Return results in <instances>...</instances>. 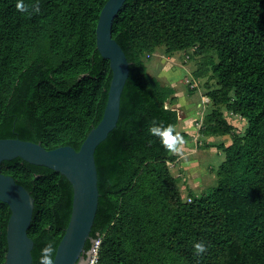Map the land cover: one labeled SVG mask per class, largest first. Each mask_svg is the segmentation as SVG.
I'll return each mask as SVG.
<instances>
[{
	"label": "trees",
	"instance_id": "16d2710c",
	"mask_svg": "<svg viewBox=\"0 0 264 264\" xmlns=\"http://www.w3.org/2000/svg\"><path fill=\"white\" fill-rule=\"evenodd\" d=\"M106 1L19 0L29 15L18 0H0V139L79 149L102 117L111 79L95 43ZM111 36L130 64L116 126L94 152L99 197L90 235L102 236L99 264H264V0H126ZM161 46L191 50L187 58L200 59L193 78L216 85L204 93L209 112L194 117L198 145L229 139L209 144L224 153L216 186L189 200L170 170L178 156L149 131L171 125L183 141L191 136L176 130L175 88L147 72L144 57ZM225 110L246 121L242 133ZM1 172L34 200L27 234L39 264L41 249L56 250L67 226L72 187L20 158L3 161ZM9 215L0 201V264ZM197 243L206 247L200 255Z\"/></svg>",
	"mask_w": 264,
	"mask_h": 264
},
{
	"label": "water",
	"instance_id": "95a60500",
	"mask_svg": "<svg viewBox=\"0 0 264 264\" xmlns=\"http://www.w3.org/2000/svg\"><path fill=\"white\" fill-rule=\"evenodd\" d=\"M126 0H107L95 27V43L101 57L109 62L111 79L107 100L98 124L92 127L78 150L71 146L45 149L40 143L16 138L0 139V201L8 205L4 264H32L33 241L28 236L34 208L29 192L1 172V163L15 158L43 166L64 176L72 187L69 221L56 247L54 264H85V244L90 235L98 206L96 147L114 129L119 117L120 96L129 74L124 51L111 36L114 18Z\"/></svg>",
	"mask_w": 264,
	"mask_h": 264
},
{
	"label": "rangeland",
	"instance_id": "374dc122",
	"mask_svg": "<svg viewBox=\"0 0 264 264\" xmlns=\"http://www.w3.org/2000/svg\"><path fill=\"white\" fill-rule=\"evenodd\" d=\"M190 51L181 50L168 54L161 46L149 56L144 57L147 72L162 80L166 78V82H169L167 77H170L175 82L172 86L180 94L178 100L181 106L179 108L178 105L175 106L179 117L176 130L188 132L192 137L190 136L183 144L177 145L178 150L174 153L178 158L170 166V170L185 200H189L190 194L198 196L203 192H209L216 186V171L224 159V153L216 146H210V143L219 145L221 142H229L228 136L202 137L200 139L202 144L198 145L197 138L200 133L195 128L194 117L201 120L209 112L211 102L204 93L209 88H215L216 85L211 76L207 79L193 78L192 74L199 66L200 59L187 58L191 56ZM164 69L165 72H163ZM190 83L194 84L195 88L192 89L194 91L190 90ZM224 115L236 132L244 131L246 127L244 119L226 110Z\"/></svg>",
	"mask_w": 264,
	"mask_h": 264
},
{
	"label": "clouds",
	"instance_id": "9594fccd",
	"mask_svg": "<svg viewBox=\"0 0 264 264\" xmlns=\"http://www.w3.org/2000/svg\"><path fill=\"white\" fill-rule=\"evenodd\" d=\"M16 9L22 13H28L31 15V12L25 7L22 2H17ZM32 12H39V7L34 6L32 8ZM150 133L157 136L162 146L170 152H176L177 145L183 144V137L179 135V133L173 134V128L171 125L164 126L162 124H153V126L149 129ZM194 250L197 255H200L206 251V247L203 243H197L194 245ZM53 246L49 243L45 247H43L40 251V259L39 264H54L53 253H54Z\"/></svg>",
	"mask_w": 264,
	"mask_h": 264
},
{
	"label": "built area",
	"instance_id": "2783aa9c",
	"mask_svg": "<svg viewBox=\"0 0 264 264\" xmlns=\"http://www.w3.org/2000/svg\"><path fill=\"white\" fill-rule=\"evenodd\" d=\"M101 241H102V236L100 233H96V236L92 237L90 247L86 252L85 264H99V251H100Z\"/></svg>",
	"mask_w": 264,
	"mask_h": 264
},
{
	"label": "crops",
	"instance_id": "0c3cea01",
	"mask_svg": "<svg viewBox=\"0 0 264 264\" xmlns=\"http://www.w3.org/2000/svg\"><path fill=\"white\" fill-rule=\"evenodd\" d=\"M165 71H166V70L164 69L163 72H165ZM167 78H168V80H169L168 83L172 86V85L175 83L174 80H172L170 77H167ZM165 80L167 81L166 78H165ZM172 87H173V86H172ZM175 94H176V97H178V98H177V102H176V106L178 105V108H179V107L181 106V105H180L181 103H180L179 100H178L180 94H178L177 92H176ZM178 95H179V96H178Z\"/></svg>",
	"mask_w": 264,
	"mask_h": 264
}]
</instances>
